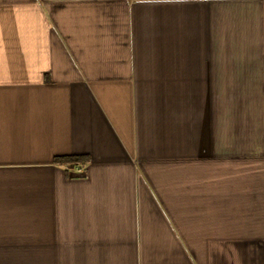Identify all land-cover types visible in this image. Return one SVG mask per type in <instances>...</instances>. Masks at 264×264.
<instances>
[{"label":"crops","instance_id":"0c3cea01","mask_svg":"<svg viewBox=\"0 0 264 264\" xmlns=\"http://www.w3.org/2000/svg\"><path fill=\"white\" fill-rule=\"evenodd\" d=\"M0 264H264V0H0Z\"/></svg>","mask_w":264,"mask_h":264},{"label":"trees","instance_id":"16d2710c","mask_svg":"<svg viewBox=\"0 0 264 264\" xmlns=\"http://www.w3.org/2000/svg\"><path fill=\"white\" fill-rule=\"evenodd\" d=\"M57 160L60 162H76V161L85 162V161H88V157L87 156L68 155V156L60 157Z\"/></svg>","mask_w":264,"mask_h":264},{"label":"built area","instance_id":"2783aa9c","mask_svg":"<svg viewBox=\"0 0 264 264\" xmlns=\"http://www.w3.org/2000/svg\"><path fill=\"white\" fill-rule=\"evenodd\" d=\"M76 170L80 174H83L85 172V168L82 165H79Z\"/></svg>","mask_w":264,"mask_h":264}]
</instances>
